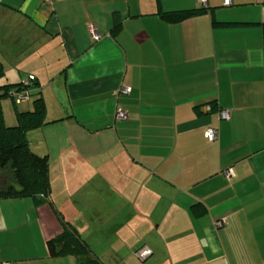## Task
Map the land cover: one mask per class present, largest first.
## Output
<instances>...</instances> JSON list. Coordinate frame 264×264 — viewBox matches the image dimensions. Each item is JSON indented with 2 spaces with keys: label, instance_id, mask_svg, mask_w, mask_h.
Returning <instances> with one entry per match:
<instances>
[{
  "label": "crops",
  "instance_id": "obj_1",
  "mask_svg": "<svg viewBox=\"0 0 264 264\" xmlns=\"http://www.w3.org/2000/svg\"><path fill=\"white\" fill-rule=\"evenodd\" d=\"M201 1L0 0L3 82L36 77L28 139L52 188L0 200V264H264V0ZM33 109L3 107L6 124ZM60 216L94 255L50 256Z\"/></svg>",
  "mask_w": 264,
  "mask_h": 264
},
{
  "label": "trees",
  "instance_id": "obj_2",
  "mask_svg": "<svg viewBox=\"0 0 264 264\" xmlns=\"http://www.w3.org/2000/svg\"><path fill=\"white\" fill-rule=\"evenodd\" d=\"M209 9H191L175 12L160 11V17L167 23L178 24L190 18L208 13ZM219 26L251 25L247 23H217ZM121 30V21L115 17L112 34L116 36ZM6 72L4 64L0 61V169L10 168L13 172L15 183L0 188L1 199L31 198L36 205L50 201L52 192L50 181V165L47 157L36 155L28 139V133L40 129L46 125V104L42 97L35 96L37 80L32 90V103L34 109L27 112L17 111V124L8 126L3 111V100L11 98L13 90H20V84H4ZM18 106V105H17ZM211 111H215V103L208 105ZM59 215V213H57ZM64 231L48 242V250L51 257L77 256L81 254L94 255L89 245L80 238L78 232L66 223L60 216ZM91 264H102L98 258H94Z\"/></svg>",
  "mask_w": 264,
  "mask_h": 264
},
{
  "label": "built area",
  "instance_id": "obj_3",
  "mask_svg": "<svg viewBox=\"0 0 264 264\" xmlns=\"http://www.w3.org/2000/svg\"><path fill=\"white\" fill-rule=\"evenodd\" d=\"M49 4H54L56 0H46ZM202 4L205 6L207 3V0H202ZM232 4V0H224V5L225 6H230ZM90 32L92 36L95 39H98V35L96 34V31L94 30L93 27H90ZM36 81V77L33 75H29L26 77V79L23 80V85L20 90H13L11 92V99L15 102L16 105H21L24 103H29L32 99V90L34 88V82ZM124 92H129V89H125ZM207 111H211V108L207 106ZM126 118V113L122 111L121 109L117 113V119L121 120ZM221 119L223 120H228L229 119V113L228 111H221ZM205 137L209 142H214L217 140L218 137V132L214 128H208ZM225 221L221 220L216 222V227L221 228L224 226ZM152 255V250L147 247L143 246L137 251H135V256L140 259V260H145L148 257Z\"/></svg>",
  "mask_w": 264,
  "mask_h": 264
},
{
  "label": "rangeland",
  "instance_id": "obj_4",
  "mask_svg": "<svg viewBox=\"0 0 264 264\" xmlns=\"http://www.w3.org/2000/svg\"><path fill=\"white\" fill-rule=\"evenodd\" d=\"M8 105L9 106L11 105L13 111L15 110V107H17V105L15 104V102L11 98H5L3 100V107L5 108V106H6V108H7ZM19 106L20 105H18V107ZM23 107L24 106H22L20 108H23ZM14 183H15V180H14L13 172L11 171V169L10 168L0 169V188H3L4 186L6 187L8 185H12Z\"/></svg>",
  "mask_w": 264,
  "mask_h": 264
}]
</instances>
